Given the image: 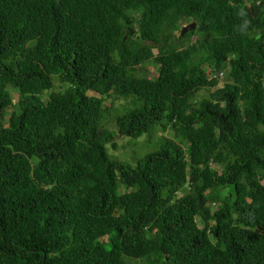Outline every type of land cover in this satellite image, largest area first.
I'll list each match as a JSON object with an SVG mask.
<instances>
[{
    "label": "trees",
    "instance_id": "1",
    "mask_svg": "<svg viewBox=\"0 0 264 264\" xmlns=\"http://www.w3.org/2000/svg\"><path fill=\"white\" fill-rule=\"evenodd\" d=\"M131 259L264 264V0H0V264Z\"/></svg>",
    "mask_w": 264,
    "mask_h": 264
},
{
    "label": "rangeland",
    "instance_id": "2",
    "mask_svg": "<svg viewBox=\"0 0 264 264\" xmlns=\"http://www.w3.org/2000/svg\"><path fill=\"white\" fill-rule=\"evenodd\" d=\"M182 34H184V39L186 42L187 41L192 42L196 37L195 26L191 29L184 31V33H182ZM220 83H222V82L220 81ZM63 87H65L64 84H62V86L60 88H63ZM206 93H207V90L204 88V89H201L200 91H198L196 93V95L201 96V95H204ZM168 131L169 132L167 134H171V131L170 130H168ZM156 133H159V132L156 131ZM143 141H145V138L142 136L137 138V140H129V137L124 136L122 134H117V138H116L117 148H116V150H113L110 144H108V148L111 151L113 150V153H115L117 156L128 159L130 156H133L138 150L146 149L144 147L138 148L139 145L141 144V142H143ZM130 261L132 264H145L140 259H131Z\"/></svg>",
    "mask_w": 264,
    "mask_h": 264
},
{
    "label": "water",
    "instance_id": "3",
    "mask_svg": "<svg viewBox=\"0 0 264 264\" xmlns=\"http://www.w3.org/2000/svg\"><path fill=\"white\" fill-rule=\"evenodd\" d=\"M194 26H195V22H189V23H187V24H184V25L182 26V28H181L180 33L182 34V33H184V31H186V30H188V29H191V28H193Z\"/></svg>",
    "mask_w": 264,
    "mask_h": 264
}]
</instances>
